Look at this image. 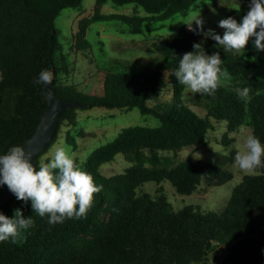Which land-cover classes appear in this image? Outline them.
I'll use <instances>...</instances> for the list:
<instances>
[{
    "label": "trees",
    "instance_id": "1",
    "mask_svg": "<svg viewBox=\"0 0 264 264\" xmlns=\"http://www.w3.org/2000/svg\"><path fill=\"white\" fill-rule=\"evenodd\" d=\"M111 1L116 5L134 4L164 22L176 15H187L200 0H96L94 13L81 19L74 37L77 51L89 49L88 27L100 20L117 19L140 32L141 18L128 15L104 16L101 7ZM233 10L227 17L238 22L249 10ZM81 0H0V155L12 146L23 147L41 121L47 101L43 85L34 83L42 70L54 73L55 93L81 107L66 110L58 131L45 154L56 141L62 126L75 125L76 111L85 108L132 109L159 120L156 127L124 128L110 143L94 150L83 171L89 173L102 191L94 194L85 217L65 219L51 225L47 217L34 214L31 203L11 198L0 209L7 217L17 209L24 218L34 220V227L24 231L15 243L0 242V264H264V168L255 175H245L234 187L225 208L219 213L203 212L192 205L175 211L157 187L156 196L137 193L147 182L168 180L180 195H191L203 184L220 186L233 174L224 169L234 164L236 151L229 156L215 155L214 163L195 160L192 155L173 167L162 165L159 153L177 151L206 143L211 118L227 123L228 132H236L247 122L251 134L264 145V82H258V64L244 56L222 53L224 70L248 82L252 88L247 102L218 85L214 95H200L207 102L200 117L183 102L185 87L174 72L184 53L192 52L201 38L183 27L154 42L162 64L137 73L97 71L99 86L95 95L81 93L70 83L66 60H58L55 18L65 8L77 7ZM254 42V38L250 39ZM173 91L174 100L148 102L164 90ZM225 144L233 139L226 138ZM67 142L74 144L67 132ZM123 154L133 165L123 173L105 177L103 164ZM147 162V163H146ZM149 163V164H148ZM221 249L226 253L221 256Z\"/></svg>",
    "mask_w": 264,
    "mask_h": 264
},
{
    "label": "rangeland",
    "instance_id": "2",
    "mask_svg": "<svg viewBox=\"0 0 264 264\" xmlns=\"http://www.w3.org/2000/svg\"><path fill=\"white\" fill-rule=\"evenodd\" d=\"M96 0H81L77 7L65 8L55 18L58 50L57 58L66 60L67 68L70 71V83L77 85L81 93L95 95V90L99 86L97 71L112 70L113 72L137 73L149 71L162 64L160 54L154 49L153 43L171 34L176 33L183 27H188V23L193 16L199 14L204 21V31L213 29L217 34L223 35L224 30L218 27L221 19H226L227 14L233 10H246L245 0H200L188 12L187 15H176L172 19L164 22L152 20L155 14L144 11L134 4L116 5L107 1L100 13L104 16L128 15L141 18L140 32L132 33L131 27L117 19H104L92 23L87 30L86 40L89 42V49L77 51L74 46V37L78 30L81 19L88 18L94 13ZM191 26V25H189ZM193 29L197 26L193 24ZM197 34V31H193ZM205 43V48L201 51L207 55L226 52L219 47L211 38H206L203 34H197ZM244 56L258 64L257 81L264 82V51H257L254 42L249 41L245 52L235 54ZM245 80L238 76H232L224 70L219 76V86L236 93V89L245 88ZM240 98L247 102L250 98ZM237 94V93H236ZM174 95L171 89L164 90L157 97L151 99L148 104L156 102L173 101ZM183 102L193 112L203 117L208 112L207 102L204 98L193 95L185 88ZM212 126L206 136V143L195 147H184L177 151L162 152L159 156L162 165L173 167L183 161L189 155L195 160L214 163L215 155L229 156L231 151L243 150L244 140L251 134L247 122L243 123L236 132H228L227 123L223 120L211 118ZM159 120L151 115H143L138 108L132 109H105V108H85L76 111L75 125L62 126L56 141L48 151L40 157V162L51 160L57 147L70 149V155L81 169L84 167L88 156L97 148L113 141L124 128L132 126L156 127ZM73 137L74 144L67 142V132ZM252 135V134H251ZM226 138L233 139L229 144H225ZM123 154H118L115 159L101 166L100 172L105 177L123 173L126 168L133 165ZM147 163V162H146ZM149 164V163H148ZM224 169L233 174V178L220 186L206 187L201 184L197 191L191 195H180L168 180L157 184L155 182L144 183L137 189V193H148L152 197L156 196L157 187L163 189V194L172 204L173 209L178 211L185 206L192 205L203 212H221L234 189L245 176L234 164L224 166ZM257 173V171H256ZM31 203L29 201L27 204ZM25 204V203H24ZM23 217L26 211L20 206L19 209ZM15 213L8 217H14ZM264 233V226L262 228ZM221 256L226 253L221 249ZM209 264H215L213 260Z\"/></svg>",
    "mask_w": 264,
    "mask_h": 264
},
{
    "label": "clouds",
    "instance_id": "3",
    "mask_svg": "<svg viewBox=\"0 0 264 264\" xmlns=\"http://www.w3.org/2000/svg\"><path fill=\"white\" fill-rule=\"evenodd\" d=\"M248 7L239 22L233 17L218 22V27L224 30L222 36L213 29L205 32L200 14L184 24L190 31L198 29L197 34L211 38L224 51L234 55L245 52L252 38L254 48L264 51V0H250ZM193 24L197 29H193ZM200 45L194 43V51L182 55L174 76L193 95L211 96L218 89L222 59L219 53H199ZM53 79L52 71L42 70L34 83L51 85ZM249 92L247 87L236 89L240 98H248ZM35 155L21 146H12L6 154L0 155V186L6 185L16 199L25 204L31 201L34 214L47 217L51 225L63 223L65 219L85 217L92 206L94 194L101 192L103 186H97L94 178L77 166L70 149L57 147L51 160L40 162L38 169L36 160L33 163ZM234 167L245 175H255L258 169L264 168V145L259 138L251 134L246 137L243 150L235 153ZM32 227V217L24 218L19 209L12 218L0 213V242L11 239L15 243L24 238L25 230Z\"/></svg>",
    "mask_w": 264,
    "mask_h": 264
},
{
    "label": "water",
    "instance_id": "4",
    "mask_svg": "<svg viewBox=\"0 0 264 264\" xmlns=\"http://www.w3.org/2000/svg\"><path fill=\"white\" fill-rule=\"evenodd\" d=\"M53 83L54 79L51 85H43L47 107L33 135L29 137L23 145L26 150L36 154L33 157V163H35L36 160V166L39 154L46 151L50 142L54 139L63 113L68 109L81 107L77 103L59 97L53 89ZM13 197L15 196L8 190L6 185L0 186V209Z\"/></svg>",
    "mask_w": 264,
    "mask_h": 264
}]
</instances>
